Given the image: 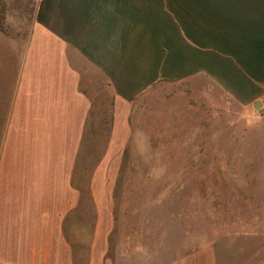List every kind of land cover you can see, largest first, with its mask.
<instances>
[{"label": "crops", "instance_id": "obj_1", "mask_svg": "<svg viewBox=\"0 0 264 264\" xmlns=\"http://www.w3.org/2000/svg\"><path fill=\"white\" fill-rule=\"evenodd\" d=\"M31 1L28 39L2 126L0 264H40L41 245L47 264L56 248L71 264L61 226L76 192L71 167L90 108L80 86L83 71H93L110 92L101 160L125 144L131 104L156 84L202 76L256 105L264 90V0ZM13 143L14 157L4 150ZM105 172L100 162L89 182L96 217L87 264H105L112 221L106 200H99L106 196ZM165 264L219 263L209 249L206 260L192 254Z\"/></svg>", "mask_w": 264, "mask_h": 264}, {"label": "rangeland", "instance_id": "obj_2", "mask_svg": "<svg viewBox=\"0 0 264 264\" xmlns=\"http://www.w3.org/2000/svg\"><path fill=\"white\" fill-rule=\"evenodd\" d=\"M31 4L0 0V152ZM80 86L90 108L71 167L76 192L61 226L71 264L88 261L96 217L89 182L100 162L106 163V196L99 200L112 217L105 264H165L192 254L206 260L209 249L219 264H264V90L253 105L202 76L156 84L131 104L125 144L101 160L110 92L88 69ZM14 146L4 149L13 157ZM55 252L53 264H67V255ZM48 253L41 245L40 264H47Z\"/></svg>", "mask_w": 264, "mask_h": 264}]
</instances>
